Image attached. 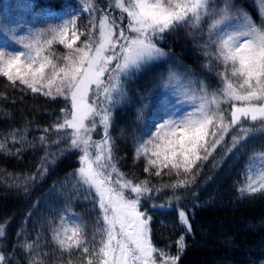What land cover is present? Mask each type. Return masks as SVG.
Here are the masks:
<instances>
[{
  "label": "trees",
  "instance_id": "1",
  "mask_svg": "<svg viewBox=\"0 0 264 264\" xmlns=\"http://www.w3.org/2000/svg\"><path fill=\"white\" fill-rule=\"evenodd\" d=\"M64 1L49 0L45 4L60 7ZM113 1L92 0L95 11L91 15L83 12L76 18L78 30L91 33L98 40V23L105 16L126 30L127 13ZM262 1L230 0V11L241 9L254 25L262 26ZM123 2L125 7L129 5L128 0ZM43 4V0H37L35 7ZM209 4L223 5V0H209ZM121 16L125 18L123 22ZM201 33L180 25L157 46L170 51L175 60L187 66L184 70L192 85L200 87V83L193 81H202L207 89L220 90L221 77L217 73L224 72L223 63L204 55L205 51L214 52V49L204 48L211 37L203 32L201 39ZM64 51L63 45L53 42L48 54L56 58ZM171 65V60L161 58L150 68L130 70L122 76V91L120 98L115 99L114 123L110 129L112 158L107 161V167L111 170V164L115 163L124 174L123 179L133 184L148 181L149 187L161 189L142 199L140 211H146L152 218L154 244L169 255H177L174 242L185 237L186 247L177 264H264V172L251 180L254 170L264 169V135L246 136L241 131V128L255 131L261 127L258 122L254 127L251 122H244L230 128L221 144L209 150L208 160L197 161L191 173L186 174L181 168L177 174L169 166L160 167L157 176L155 167L144 171L147 157L137 158V147L151 135L153 124L161 120L151 97L167 79ZM64 109H71L70 101L32 93L19 82L13 84L0 75V231L4 233L0 236L3 257L0 264H87L88 259L99 264L95 253L105 239L97 231L103 227L97 223L102 220V211L94 200L97 196L94 187H79L76 183L75 172L81 167L79 157L83 146L71 148L72 129L57 131L54 127L63 123ZM221 110L228 122L231 103L222 104ZM86 125L91 127L87 121ZM42 136L44 143L40 140ZM102 137V128L92 133L94 142ZM234 137L240 142L236 147H233ZM89 151L94 159L95 147ZM71 176L72 181L65 183ZM193 176L194 182L186 187L176 190L165 187L181 180L191 181ZM118 178L112 175L113 180ZM250 186L256 191H248ZM176 196L183 199L174 211L171 201ZM180 209L189 214L191 235L179 224ZM69 212L76 214L78 224L84 229L87 254L83 253V246L62 251L53 239L54 231L62 223L60 217Z\"/></svg>",
  "mask_w": 264,
  "mask_h": 264
},
{
  "label": "snow or ice",
  "instance_id": "2",
  "mask_svg": "<svg viewBox=\"0 0 264 264\" xmlns=\"http://www.w3.org/2000/svg\"><path fill=\"white\" fill-rule=\"evenodd\" d=\"M115 6L127 13L126 30L116 20L105 16L100 20L99 39L93 42L91 33L79 32L75 18L66 19L59 27L48 29L53 38L46 41L48 45L56 41L69 50L68 55L61 57L63 66L53 63L48 56H41L40 48H36L33 54V44L27 43L24 48L29 51H0V75L13 84L19 82L32 93H40L51 99L63 97L65 101H70L71 109L62 112L63 123H57L54 127L57 131L72 129L71 148L80 149L83 146L78 175L83 183L95 188L102 211V220L97 223H102L103 227L97 231L105 239L101 240V246L95 253L99 264H157V259L160 264H177L186 247L185 237L181 236L174 242L177 250L175 256L158 250L150 236L152 218L146 211H140L142 199H147L153 190L159 192L161 189L149 187L148 181L133 184L131 180L123 179L124 174L118 171L115 163L111 164V172L106 174L102 170L108 166L107 162L101 164L102 160L111 161L112 158L110 129L114 123L115 97L122 91V76L130 70L150 68L161 58L171 59L157 45L174 28L192 21L193 27L199 29L206 18L220 17L208 24V35L211 37L214 34L216 40L204 45L205 49H214V52L205 51L204 55L222 62L225 68L223 73H217L222 84L218 94L214 92L209 98L203 82L193 81L201 84L202 92L199 97L194 94L189 97L194 102L193 111L181 115L179 119L165 120L153 140L146 141L136 149L137 158L149 154L154 157L148 159L145 172L155 167L159 176L160 167L171 166L177 174L181 168L186 174L191 173L197 161L208 160L210 152L206 137L209 135L216 137L217 131L220 133L212 144L213 149L221 144L224 133L244 122H251L253 127L257 122L261 125L255 131L241 128L246 136L264 135V31L249 23L248 15L243 10L236 9L230 17L233 21L231 30L219 29L213 33L223 19L229 18L228 13L232 9L230 0H223V7L213 8L212 11H209V0H132L127 7L123 0H116ZM21 7L32 10L28 3ZM119 19L123 22L125 18L121 16ZM7 32L12 30L0 29V46L11 45L10 37L5 34ZM42 34L37 33V39ZM15 35L13 32L12 37ZM81 36L86 37L82 42ZM200 38L203 39V33ZM77 42H80V46H77ZM18 43L23 44L24 38ZM174 63L187 68L179 60ZM188 71L191 73L190 69ZM170 77L178 79L173 72H170ZM226 103H231L228 122H225V113L221 110V105ZM86 121L91 127L86 125ZM211 126H215L216 130L210 133ZM98 128L103 129V137L94 142L92 133ZM40 140L44 143L45 137H40ZM239 143L234 137L233 147ZM148 145H151V149ZM93 146L96 149L94 159L89 151ZM201 150L205 155H200ZM46 172L47 169H44L43 174ZM113 174L119 178L113 180ZM194 180L195 176L191 181L181 180L165 187L176 190ZM247 190L256 191L251 186ZM182 199L176 196L171 201L174 211L175 205H179ZM178 217L180 226L191 235L189 214L180 209ZM64 219L60 217L61 222ZM3 235V231H0V236ZM53 239L62 251L83 246V253L89 252V248L84 246L88 243L84 229L79 224H61L54 231ZM87 264H94V261L88 259Z\"/></svg>",
  "mask_w": 264,
  "mask_h": 264
},
{
  "label": "rangeland",
  "instance_id": "3",
  "mask_svg": "<svg viewBox=\"0 0 264 264\" xmlns=\"http://www.w3.org/2000/svg\"><path fill=\"white\" fill-rule=\"evenodd\" d=\"M36 1L37 0H0V29L12 30V32L5 33L10 37L11 45L8 47L0 46V51H5L6 53L13 51H29V49L24 48V44L32 43L33 48L31 49V51L33 54H35L36 48H40L41 56H48L49 59L53 61V63H56L59 66H63L64 62L61 59V57H63L64 55H68L69 50L64 47L65 51L63 55L56 58L48 54L50 45H48L46 41L51 40L53 38V34L49 32L48 29L50 27H59L66 19H72V18L76 19L83 12L86 15H91L95 11L94 4L92 0H65L60 7H54L50 4H45L49 0H43L44 3L43 6L36 8L35 7ZM128 2L129 4L132 3L131 0H128ZM24 3L30 4L32 6V10L29 11L28 9L21 7V5H23ZM113 4L116 5V0L113 1ZM220 5L209 4V11H212L213 8L223 7L222 4ZM261 12L264 18V0L261 3ZM231 15L232 12L229 11L228 13L229 18L223 19L220 25H218L216 29H213V33H215L219 29L231 30V28L233 27V21L230 18ZM212 19H220V17L214 16V17L206 18V20L201 23L199 29L193 27L192 21H189L187 24H183V25H185L188 28H191L197 33L204 32L208 34V24L211 22ZM249 23L253 24V26L257 27L261 31H264V27L254 25V23L250 19H249ZM99 24L100 22L98 23V28H99ZM13 32L16 34L14 38L12 37ZM37 33H43V34L39 35L37 39ZM21 38H24L23 44L18 43V41ZM85 38H86L85 36H81V42L84 41ZM95 38H96L95 36L92 38L93 42L97 40ZM215 40H216V36L213 34L211 36V41H215ZM164 41L165 38L163 41L159 43H163ZM77 46H80V42H77ZM165 52L169 54L171 59L167 57L162 59L171 60L172 65L170 72L176 73L178 79L171 78L169 74L167 79L161 85L160 89L156 92L154 96L151 97L152 105L156 109L155 112H157L158 115L161 116V120L153 124L151 135L143 142H141V144H145L146 141L153 140L154 134L156 133L159 126L162 123H164L165 120L179 119L181 115L193 111L194 102L191 99H189V97H191L193 94L196 95L197 97L202 95V92L200 90L201 86L199 87L197 85H192L188 78V74L186 73L184 68L179 67L174 63V61L176 60L175 58L172 57L170 51H165ZM229 77L233 79L235 82V78H232L230 76V73H229ZM206 90L209 98H211L214 92L217 94L219 92V90H209L207 88ZM57 98H63V97H57ZM121 99H125V96L124 98L123 96H121ZM195 103L198 104L199 101H195ZM214 130H216L215 126H211L209 132L211 133ZM219 135L220 133L219 131H217L216 137H213L211 135L206 137L207 148L209 150L212 148V144L214 143L215 139L219 138ZM155 142L158 143L159 141H155ZM148 147L151 149V145H148ZM104 155L106 157L107 155L106 151ZM200 155L201 156L205 155L203 150H201ZM145 157H147L148 159L154 158V157H150V154L149 156H145ZM105 162L107 161L102 160L101 164ZM104 171L107 173L111 172V170L108 167L104 169ZM263 172L264 169L257 168L251 173V180L253 181L258 179ZM75 175L78 178L76 183L78 184L79 187H84V188L85 186L90 187L89 185L82 182L81 177L78 175V171L75 172ZM71 181H72V176L65 183H69ZM94 200H96V202H99L98 195L94 197ZM63 217L65 219L61 224L69 225V226L78 224L77 216L72 212L65 214ZM150 236L152 240V232H150ZM152 243L154 247H156L158 250H162L168 253V251L156 246L153 240ZM157 264H160L159 259H157Z\"/></svg>",
  "mask_w": 264,
  "mask_h": 264
}]
</instances>
